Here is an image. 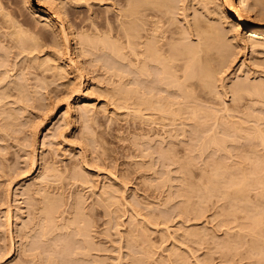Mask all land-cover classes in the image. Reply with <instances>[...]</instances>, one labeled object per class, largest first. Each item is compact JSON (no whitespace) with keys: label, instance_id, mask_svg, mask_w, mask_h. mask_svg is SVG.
I'll return each instance as SVG.
<instances>
[{"label":"rangeland","instance_id":"1","mask_svg":"<svg viewBox=\"0 0 264 264\" xmlns=\"http://www.w3.org/2000/svg\"><path fill=\"white\" fill-rule=\"evenodd\" d=\"M246 1L239 21L223 0L167 13L227 48L194 121L129 104L128 62L87 40L123 46L127 1L0 0V264H264V95L232 92L264 89V30L247 28L264 18Z\"/></svg>","mask_w":264,"mask_h":264},{"label":"bare ground","instance_id":"2","mask_svg":"<svg viewBox=\"0 0 264 264\" xmlns=\"http://www.w3.org/2000/svg\"><path fill=\"white\" fill-rule=\"evenodd\" d=\"M126 1L128 3V5H127L128 8H126V10H127L126 15H127V17H129V20L123 26L122 33L120 35L124 40L123 46L120 45V43L116 42V40L114 41V40L108 39V37L107 38H105L103 36L98 37V38H94V37L88 38L89 36L86 37L87 40H90L91 42L93 41V43H99V44L101 43L102 46L107 48L113 54V56H116V58H118L120 60H126L128 62V65H129V73L131 75L130 77H132V79H133L132 82H134L135 80H138V81L134 82V84H136V85L139 84L137 86L134 85L135 87H128L126 89L125 86H124V88H121V86H120V89H119V86H117V88L119 89V90L117 89L118 90L117 93H120V91L122 92V90H123L124 94L130 93V95H131L132 93L133 94L138 93L139 96H137V98L139 100H137V99H136L137 101L134 100L133 99L134 95L132 94L133 96L131 98L133 100L130 98L132 100V102L130 103V101H129V104H132L133 106L140 105V106H142V108H141L142 110L143 109L146 111L148 110V111H151L152 113H154V111L159 112V113L171 112V113H169V114H171V119L173 117H174V119L176 118L175 116H172V113H173V115L181 114V113H184L186 115V113H188L187 114L188 119L190 117H191V119H193V118H197L198 113L203 112V113H206V117H208V114L210 115V112L205 108V106L201 103V101L209 99L208 95L212 91V87H213L212 77H213V74L216 70V65L221 64V62L224 58V55H225V53H223V51L224 50L227 51V48L225 49V46H222L223 44H221V42H220L219 34L215 31L214 28H211L212 26L210 27V25H207L210 28H207L206 26H204L206 29H203L202 28L203 25L201 27V23L199 24V23H197L198 21H195L196 23H195V25H193L195 33L193 32L194 33L193 35H196L197 42L195 41L193 43L190 40L191 38L187 39V38H189V37H187V34H185L184 31H182L180 29L177 30L176 29L177 27H175V25L173 26L174 23L172 24L170 18L167 17V13L169 12V9H171L170 7H172V5H173V0H125V2ZM223 1L226 5H228V7H230V13L235 14L236 20L237 19H238V21L240 20L239 12L241 15H247V17H248V13H250L251 8L249 7V3L246 0H238L237 4H239V5H237V4L235 5V1L233 2V0H223ZM225 1H227V2H225ZM255 4H256V6H255ZM255 4L253 5V6H255V8H257V5H261L260 8L261 7L263 8L264 0H255ZM260 8H259V11H255V12H257L255 14L257 19L261 18L262 16H263L262 18H264V15H263V13H264L263 9L264 8L262 10ZM142 10H148L149 13H151L152 17H156V22L150 21L147 23L148 19L145 18V16H144L145 14L142 13ZM262 11H263V13H262ZM254 18H255V16H254ZM48 20H50L51 22L52 21L54 22V19L52 17L48 18ZM160 21H162L163 24H158V22H160ZM146 23H147V26L143 27V24H146ZM247 28L249 30L263 31L264 30V24H260V25L255 24L254 25L252 23V24L248 25ZM15 31H14V33L17 36H22V33H24V30H22L23 32L21 30L17 31V29ZM17 39H19V37ZM21 39L23 41V37ZM123 47L127 48V52L122 51ZM70 60L73 61V57ZM1 63L2 62H0V67H1ZM79 75H81V74H79ZM140 83L142 85H140ZM13 85L15 86V82ZM16 85L19 86V83ZM21 86H24V85H21ZM21 86L19 89H20V91H23V90H21ZM19 89L17 88V90H19ZM124 89H126V90L124 91ZM232 89H233L232 92L236 93L235 95H237V93H240L241 91H247V92L252 91V93L254 92L255 95L258 97H260L261 95L262 96L264 95V91H263L264 89H262V86L260 87V86L253 85L250 88L249 85L247 87L246 85L242 84V82L241 83L236 82V84H234ZM20 91L17 93L19 94ZM215 95H216V93H215ZM0 96L2 97V95H0ZM135 97L136 96H134V98ZM263 98H264V96H263ZM210 99H211V97H210ZM0 100H2V98ZM136 108L132 107V110L134 109L135 114H136V111H135ZM5 110H4V113L6 112ZM8 110L9 109L7 108V111ZM9 111H11L13 116H16L15 113H14L15 115L13 114L12 110H9ZM131 112H133V111H131ZM134 112H133V115H135ZM138 112H140V110H138ZM4 113L2 115H4ZM11 113H9V114L7 113L8 116H11ZM67 113H68V108L66 106L65 112L63 114L67 115ZM168 113H167V115H169ZM7 114L5 116H7ZM139 114H141V113H139ZM163 115H166V114H163ZM140 116L142 117V115H140ZM12 117H10L9 119H11ZM162 117L163 116H161V118ZM166 118H167V116H166ZM183 118H184V116H183ZM171 119H170V121H171ZM63 120H65V119H63ZM193 120L195 121V119H193ZM7 121H8V119H7ZM7 121L5 123H7ZM8 122H10V121H8ZM13 122H14V120H13ZM10 123H12V122H10ZM7 124H9V123H7ZM254 131H257V130H254ZM260 131L261 130H259L258 132H260ZM260 138L263 142L264 136L260 135ZM212 141H214V140H212ZM32 159H33V157H32ZM30 162L34 163V160L30 159ZM33 163H32V165H33ZM263 177H264V175H263ZM222 179H224V178H222ZM241 180H243V179H241ZM222 183H224V182H222ZM242 184H244V182H242ZM232 185H234V184H232ZM224 187H226V185ZM106 189H108V191H109L110 188H106ZM243 189L244 188L242 187V190ZM242 190H240V193H238V194H242L241 193ZM105 191H107V190H105ZM260 194H262V193L260 192ZM238 197H240V196L238 195ZM46 199H47V196H46ZM49 200H47V201H49ZM44 201H46V200H44ZM52 204H54V203H52ZM52 204H50V203H49V205L44 204V205L48 206V207L46 206L44 208L45 212L47 214L51 213V212H49L50 211L49 208H50V205H52ZM51 210H52V208H51ZM76 210H77V208H76ZM5 212H7V211H5ZM45 212H44V214H45ZM77 214H81V213L78 212ZM77 214H76V216H77ZM50 216H51V214L49 216L47 215V217H50ZM44 217H45V215H44ZM44 217H43V219H44ZM79 217H81V216L78 215V218ZM7 218L9 219V216ZM43 219H42V221H43ZM51 219H48L49 221L48 220L47 221L51 222L52 221ZM72 221L73 220H71L70 224H73ZM43 224H44V222H43ZM73 225H75V224H73ZM78 227H81V226H78ZM82 227L85 228V226H82ZM79 229L80 230L78 232L83 230L81 228H79ZM85 231H87V229ZM45 232H47V231H45ZM42 233H44V232H42ZM84 234H85V232H84ZM81 235H83L82 231H81ZM42 237L45 238L44 236H42ZM84 237H86V236H83L82 239H84ZM9 238H11V236ZM60 238H62V237H60ZM11 240H12V238L9 241L10 244H11ZM58 243L59 242H57V244ZM10 244H9V246H10ZM8 249H9V251L12 250V249L10 250V247ZM7 252H8V250H7ZM74 252L75 251H73V253ZM83 252H82V254L85 253V252L84 253ZM8 254H10V252H8ZM75 254L76 255L79 254L78 256H80L81 252L76 251ZM75 254H74V256H75ZM86 254H88V252Z\"/></svg>","mask_w":264,"mask_h":264}]
</instances>
